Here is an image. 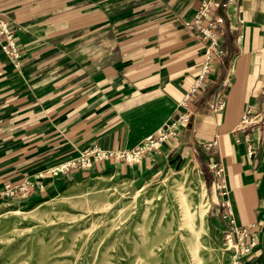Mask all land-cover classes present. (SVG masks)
<instances>
[{
	"label": "crops",
	"instance_id": "crops-1",
	"mask_svg": "<svg viewBox=\"0 0 264 264\" xmlns=\"http://www.w3.org/2000/svg\"><path fill=\"white\" fill-rule=\"evenodd\" d=\"M201 1L0 0L21 48L19 67L0 48V186L91 145L133 149L186 112L189 124L139 163L94 171L136 184L191 161L210 189L212 235L226 229L225 200L236 225L263 227L264 0H219L210 16L224 54L185 100L209 43L185 25ZM244 113L257 115L244 129L251 156L236 130Z\"/></svg>",
	"mask_w": 264,
	"mask_h": 264
},
{
	"label": "rangeland",
	"instance_id": "rangeland-1",
	"mask_svg": "<svg viewBox=\"0 0 264 264\" xmlns=\"http://www.w3.org/2000/svg\"><path fill=\"white\" fill-rule=\"evenodd\" d=\"M85 148L0 186V264H233L225 230L214 236L206 222L210 189L194 163L136 184L94 171L110 160L52 173ZM6 185L26 191L7 195ZM258 233L253 264H264V226Z\"/></svg>",
	"mask_w": 264,
	"mask_h": 264
},
{
	"label": "built area",
	"instance_id": "built-area-1",
	"mask_svg": "<svg viewBox=\"0 0 264 264\" xmlns=\"http://www.w3.org/2000/svg\"><path fill=\"white\" fill-rule=\"evenodd\" d=\"M219 0H202L197 6L192 18L186 21L185 25L188 29L196 30L197 35L201 39H209V43L204 53V59L197 79L185 95V100L203 85L206 80L207 74L211 70V63L213 58L220 57L222 50L218 46V35L215 31L220 26L221 20L218 17H211V11L216 9ZM206 20V24L204 21ZM0 48L4 51L7 57L18 66L19 48L16 47L12 34L6 22L0 18ZM220 103L218 107H222ZM257 115H250L244 113L240 117L239 125L236 128L238 132L244 133V141L246 142L247 154L251 156L254 152L251 144V137L245 133L244 129L247 125L255 122ZM190 122L189 113H180L174 116L168 123L159 128L154 134L149 135L137 147L130 150L123 149H103L99 146L92 145L85 148L80 156L74 160L66 161L60 166L56 167L53 174L58 172H66L72 168L81 167L88 168L92 165L93 161L110 160L111 162L126 164L139 163L144 157L149 156L154 151L160 149L161 145L174 139L180 132L181 127L186 126ZM237 141H240L237 138ZM211 168L215 176L218 178L216 188L223 190L225 188V180L223 177V168L217 163H212ZM41 176V175H40ZM29 184V182H28ZM27 184V185H28ZM27 185H22L26 187ZM17 191H26L24 188H18L16 185H6L4 193L7 195H16ZM221 210L219 217L226 222V229L224 231V240L226 246L231 253V260L233 264H253L254 248L258 243V232L260 227L251 223L248 226H238L233 217L231 204L228 201H223L220 204Z\"/></svg>",
	"mask_w": 264,
	"mask_h": 264
}]
</instances>
